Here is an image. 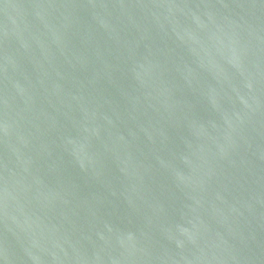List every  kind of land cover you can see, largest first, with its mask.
<instances>
[{
  "label": "water",
  "instance_id": "water-1",
  "mask_svg": "<svg viewBox=\"0 0 264 264\" xmlns=\"http://www.w3.org/2000/svg\"><path fill=\"white\" fill-rule=\"evenodd\" d=\"M0 264H264V0H0Z\"/></svg>",
  "mask_w": 264,
  "mask_h": 264
}]
</instances>
